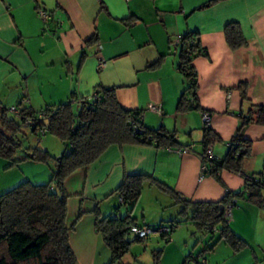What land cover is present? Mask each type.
<instances>
[{
  "label": "crops",
  "instance_id": "1",
  "mask_svg": "<svg viewBox=\"0 0 264 264\" xmlns=\"http://www.w3.org/2000/svg\"><path fill=\"white\" fill-rule=\"evenodd\" d=\"M207 1L0 0V108L18 105L38 110L65 102L72 94L90 97L102 86L114 89L122 108L141 111L145 127H163L176 135L175 147L111 145L65 179V221L69 242L80 239L78 253L70 242L79 264H108L110 252L96 232L95 209L101 216L123 213L113 192L126 174L151 175L191 202H217L228 192L242 191L248 176L263 173L264 180V125L253 123L242 129V138L252 144L241 174L221 170L220 181L215 175L200 177L202 112L211 116L210 128L219 138L211 152L220 160L241 123L239 115L251 105H264V0H222L200 7ZM40 8L51 13L46 23L38 16ZM230 22L240 25L247 41L238 49H231L225 39L224 28ZM186 33L194 34L202 49L191 62L200 109L177 112L187 81L178 70L179 44L174 42ZM241 83L246 101L238 87ZM149 104L159 111L149 109ZM189 145L192 151L178 152ZM153 187L168 197L169 206L175 205L154 185L145 183L143 191ZM242 201L232 207L228 223L253 249L256 261L235 264H262L264 255L260 259L255 249L264 252V242L250 233H256L259 219L263 220L259 225L264 224V207ZM139 205L142 221L136 215ZM152 205L160 206L164 216L161 202ZM132 216L136 223L149 226L166 219L156 223L141 200Z\"/></svg>",
  "mask_w": 264,
  "mask_h": 264
},
{
  "label": "trees",
  "instance_id": "2",
  "mask_svg": "<svg viewBox=\"0 0 264 264\" xmlns=\"http://www.w3.org/2000/svg\"><path fill=\"white\" fill-rule=\"evenodd\" d=\"M219 1L222 0H209L200 7ZM224 35L231 49H238L247 43L237 22L228 23ZM181 37L178 70L186 79L187 86L178 100L177 112L200 109L196 97V74L191 62L201 54L202 49L194 34L186 33ZM238 87L242 100L246 101L245 84L241 83ZM189 99L195 104L190 105ZM13 107L16 113L0 108V157L8 160L9 166L24 160L47 162L52 158L54 170L46 183L24 180L0 193V264H78L69 242L70 228L65 221L68 198L64 189L65 179L75 170L93 163L111 145L145 143L175 147L178 144L176 135L163 127H145L141 111L122 108L114 89L102 86L97 87L90 97L77 98L72 94L70 99L55 106L47 105L38 110L18 105ZM239 119L241 123L229 142L225 156L206 162L205 174L215 175L219 181L218 172L221 170L241 174L242 162L250 156L252 144L251 140L242 138V129L251 123L264 125V105H251L245 114L239 115ZM27 132L41 136L53 134L61 140L65 149L59 156H52L47 150L27 146ZM218 140L217 134L204 124L201 155ZM262 174L248 176L242 191L228 192L217 202H191L151 175H124L113 192L119 197L118 208H124L123 213L101 216L95 209L96 232L110 252L108 264H120L133 243L147 239L129 232L133 224L149 226L136 223V218L132 216L145 183L169 194L174 203L180 205L179 214L198 228L218 233V239L207 250L212 251L220 241L231 245L235 251L244 249L247 242L232 231L223 217V210L233 199L236 200L234 205L239 200H248L264 207ZM175 223L177 221L174 220L168 223L171 232ZM209 224L217 230H207ZM128 235H132L133 239H129ZM160 254L161 250L152 251L153 264H161ZM188 262L186 259L182 264ZM195 262L205 264L196 258Z\"/></svg>",
  "mask_w": 264,
  "mask_h": 264
},
{
  "label": "rangeland",
  "instance_id": "3",
  "mask_svg": "<svg viewBox=\"0 0 264 264\" xmlns=\"http://www.w3.org/2000/svg\"><path fill=\"white\" fill-rule=\"evenodd\" d=\"M25 145L47 150L52 156H59L65 149V145L61 140L50 133L41 136L27 132ZM53 170L54 159L52 158H49L47 162L24 160L13 163L9 166V161L0 157V193L16 186L24 180H29L36 184L46 183L49 181ZM166 198L168 197L161 192L156 191L153 187L150 191L142 190L139 200H141L142 205H146L147 216L158 221L156 223L161 222V217H168L173 214L172 212L177 210V214L172 218L165 217L166 219H163V222H161L162 224L168 223L171 219L177 221L173 231L168 237L151 234L146 241L133 243L129 252L123 257L120 264H153L152 251L154 250H161V264H182L186 259H188L189 264H199L195 262V258L198 262H203L205 260L209 264H235L236 262L241 261L253 263L256 261L254 258L255 255H253L252 252L253 249L248 246L239 251H235L231 245L221 242L217 244L212 251L207 250L218 239V233H211L205 229H200L192 223L191 220L185 219L182 215L180 216V214H178V205L175 204L169 206ZM157 200L159 203H162V206H164V208L161 209L164 216L160 215V206L152 205ZM242 202V200H239V204ZM141 208V205H139L136 210V215L139 220L142 221ZM261 222H263V220L259 219L257 221V227L255 229L256 233L252 232L250 235L254 236V238L256 237L259 241L264 242V224L262 223L259 225ZM128 238L133 239V236L128 235ZM99 239L102 246H107L100 235ZM70 242L74 244L75 249H77L76 253H78V247H80L81 244L80 239L76 240V238H72ZM108 249L107 246V250ZM257 252L261 259L264 252H262L261 248H256L255 253ZM251 260L252 262H250ZM260 263L264 264V261Z\"/></svg>",
  "mask_w": 264,
  "mask_h": 264
},
{
  "label": "built area",
  "instance_id": "4",
  "mask_svg": "<svg viewBox=\"0 0 264 264\" xmlns=\"http://www.w3.org/2000/svg\"><path fill=\"white\" fill-rule=\"evenodd\" d=\"M38 16L39 18L43 21V22H47L50 17H51V13L40 8L38 10ZM58 24H61V21L58 20L57 22ZM182 37L181 36H178L174 42L175 46L178 45L181 41ZM149 109H152V110H157L159 111V108L155 107L154 105L152 104H149L148 106ZM9 111H11L12 113H16V109L14 107L10 108ZM202 121H203V125L205 124L206 126H210V114L209 113H206V112H202ZM193 150V145H189L187 147H184V148H179L178 149V152L180 153H187L189 151H192ZM201 168H200V177H203L206 173V162L209 160V159H213V155H212V152H211V147H209L206 152L204 153V155H201ZM247 178V177H245ZM236 200L233 199L231 202H229L225 207H224V210H223V217L226 219V221L228 222V220L230 219L231 217V209L232 207L234 206ZM207 230H212V231H216V227L215 226H212L211 224L207 225ZM129 232L131 234H134V235H137L138 237H142V238H148L151 234H155V235H165L168 237V235L170 234L171 232V227L169 224H161V225H158V226H139L137 224H133V225H130L129 227ZM205 262V261H203Z\"/></svg>",
  "mask_w": 264,
  "mask_h": 264
},
{
  "label": "water",
  "instance_id": "5",
  "mask_svg": "<svg viewBox=\"0 0 264 264\" xmlns=\"http://www.w3.org/2000/svg\"><path fill=\"white\" fill-rule=\"evenodd\" d=\"M220 210H222V207L220 208Z\"/></svg>",
  "mask_w": 264,
  "mask_h": 264
}]
</instances>
